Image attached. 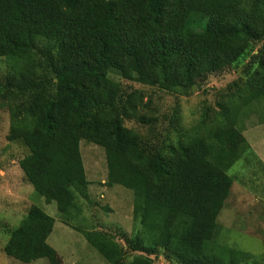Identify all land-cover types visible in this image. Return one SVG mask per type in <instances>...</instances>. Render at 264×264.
Wrapping results in <instances>:
<instances>
[{"label":"trees","instance_id":"16d2710c","mask_svg":"<svg viewBox=\"0 0 264 264\" xmlns=\"http://www.w3.org/2000/svg\"><path fill=\"white\" fill-rule=\"evenodd\" d=\"M0 59V109L8 140L28 149L18 160L25 180L107 261L260 263L217 237L229 170L252 149L244 121L264 110V0H0ZM232 71L238 77L186 126L179 98L209 93L212 78ZM165 95L175 99L169 111ZM82 140L105 149V185L133 191L123 243L72 224L92 201ZM55 223L32 204L3 251L59 264L48 243Z\"/></svg>","mask_w":264,"mask_h":264},{"label":"rangeland","instance_id":"374dc122","mask_svg":"<svg viewBox=\"0 0 264 264\" xmlns=\"http://www.w3.org/2000/svg\"><path fill=\"white\" fill-rule=\"evenodd\" d=\"M203 24L199 29H202ZM6 64L0 59L2 71ZM237 77L235 71L221 78L214 77L208 83L209 93L195 90L188 96L180 97L185 125H194L200 117L202 102L207 100L214 103L218 93L226 91L228 84ZM174 103V97L165 95L160 106L169 111ZM263 112L262 109L259 113L255 111L244 121V133L252 149L245 160L240 159L229 170L234 184L218 217L221 229L217 237L219 243L252 253L260 260L257 264H264V121L260 120V113ZM125 123L136 129L142 127L134 119L125 118ZM9 128V115L0 109V264H54L47 258L24 263L8 257L3 251L8 239L7 230L18 225L34 203L56 217L48 243L61 256L59 264H111L88 242L81 231L61 220L55 201L46 203L43 197L37 195L33 185L25 180L18 160L28 149L21 143L8 140ZM81 151L91 182L89 188L92 201L85 203L83 213L73 218L72 224L84 229L94 226L110 231L123 243L122 233H130L133 229V191L120 184L105 185L108 167L102 146L82 140ZM155 264L172 263L162 259Z\"/></svg>","mask_w":264,"mask_h":264}]
</instances>
